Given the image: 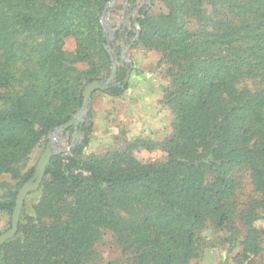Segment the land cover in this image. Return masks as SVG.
<instances>
[{"label":"trees","instance_id":"1","mask_svg":"<svg viewBox=\"0 0 264 264\" xmlns=\"http://www.w3.org/2000/svg\"><path fill=\"white\" fill-rule=\"evenodd\" d=\"M109 1L0 0V177L27 182L35 167L21 177L16 167L81 108L85 85L108 72L100 16ZM163 1L167 12L154 13L151 2L138 10L133 47L167 66L163 100L173 119L164 160L139 161V145L154 149L143 139L85 156L92 123L80 125L83 137L68 155L50 158L38 202L23 204L0 264H90L105 232L125 264H189L206 227L235 235L225 239L241 247V263L262 252L264 0ZM204 5L218 16L208 17ZM68 37L73 52L64 50ZM125 73L119 68L115 84L92 95L121 96ZM243 80L259 88L240 90ZM16 194L0 201V212L12 214Z\"/></svg>","mask_w":264,"mask_h":264},{"label":"rangeland","instance_id":"2","mask_svg":"<svg viewBox=\"0 0 264 264\" xmlns=\"http://www.w3.org/2000/svg\"><path fill=\"white\" fill-rule=\"evenodd\" d=\"M150 2L153 4L154 13L168 11L163 0H110L106 4L100 16V24L108 42L111 63L108 72H104L97 81L105 83L110 78L114 65L115 72L109 86L115 84L116 72L123 68L128 71V78L123 80L128 83V88L119 97H109L101 92L94 93L85 115L79 118L77 127L67 131V128L59 129V126L46 135L29 159L16 167L20 177L36 166L48 143L55 155H68L75 143L83 137L82 133L78 132V127L88 122L92 123V132L85 156L103 155L115 146H121L124 141L143 139L150 141L154 149L149 151L139 145L134 150V156L141 162L164 160L165 153L160 148L164 139L172 133L170 124L173 119L169 106L163 100L170 85L166 76L167 66L159 63L160 56L156 52L144 47H133L140 35L139 26L134 20L138 17V10ZM203 8L208 17L216 15L211 6L204 5ZM206 26L209 25H203ZM75 47L76 43L72 37L65 39L64 50L73 52ZM78 68L85 70L87 67L80 63ZM237 88L256 91L259 84L254 80H243L237 84ZM76 113L71 118L75 117ZM244 180L241 193L247 196L251 194V186L247 178ZM22 185L19 178H13L10 174L2 175L0 201L12 192H18ZM39 198V192L27 195L24 204L29 207L37 203ZM10 225L11 215L0 212V235L8 231ZM256 227L262 228L263 225L257 222ZM229 234L235 236L232 233L215 232L206 227L202 232L204 247L189 264H264V247L259 256L241 263L237 258L241 247L226 241L225 238ZM121 253V247L116 243L114 236L105 232L94 247L90 264H125Z\"/></svg>","mask_w":264,"mask_h":264},{"label":"water","instance_id":"3","mask_svg":"<svg viewBox=\"0 0 264 264\" xmlns=\"http://www.w3.org/2000/svg\"><path fill=\"white\" fill-rule=\"evenodd\" d=\"M114 72H115V66L112 65L111 76L105 83H101L99 81H93V82L88 83L84 87V90L82 93V106L79 112L76 113L75 117L71 118L67 123L60 126L59 129L65 130L66 128L71 127V126L77 127L79 123V118L84 116L87 111V107L90 102L92 93L95 91L108 90L110 88L109 84L111 82V79L114 76ZM127 78H128V71L126 72L124 81H126ZM53 155L55 154L52 151L50 143H48L44 152L40 156L35 166L33 176L27 182H25L21 187H19V190L16 194L15 204H14L12 214H11V225L8 231L0 235V247L6 241L14 238V236L16 235L19 217H20L21 209L24 204V200L29 193L35 192L39 188L44 178V175H45L46 166L48 165L49 160Z\"/></svg>","mask_w":264,"mask_h":264}]
</instances>
